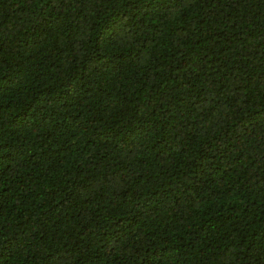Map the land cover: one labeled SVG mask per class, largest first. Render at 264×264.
<instances>
[{"label":"trees","instance_id":"1","mask_svg":"<svg viewBox=\"0 0 264 264\" xmlns=\"http://www.w3.org/2000/svg\"><path fill=\"white\" fill-rule=\"evenodd\" d=\"M0 264H264V0H0Z\"/></svg>","mask_w":264,"mask_h":264}]
</instances>
